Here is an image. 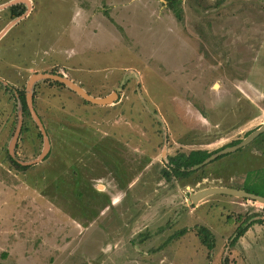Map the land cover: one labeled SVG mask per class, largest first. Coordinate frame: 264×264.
Masks as SVG:
<instances>
[{"label":"rangeland","instance_id":"obj_1","mask_svg":"<svg viewBox=\"0 0 264 264\" xmlns=\"http://www.w3.org/2000/svg\"><path fill=\"white\" fill-rule=\"evenodd\" d=\"M30 1L0 40V264H264V225L254 223L264 222L263 204L191 199L243 190L255 171L254 189L264 191V132L220 154L264 126V0ZM6 10L0 32L12 20ZM35 74L118 96L96 106L37 82L33 108L50 133L41 161L32 116L9 151L19 94ZM193 150H220L219 159L162 179L170 156ZM8 155L39 162L16 171Z\"/></svg>","mask_w":264,"mask_h":264},{"label":"water","instance_id":"obj_2","mask_svg":"<svg viewBox=\"0 0 264 264\" xmlns=\"http://www.w3.org/2000/svg\"><path fill=\"white\" fill-rule=\"evenodd\" d=\"M24 5L26 10L25 12L17 17L12 19L7 25L6 27L0 32V40L7 34V32L16 24L18 23V21H20L22 18H24L29 12L30 9L32 7L31 1L30 0H10L8 2L2 3L0 4V11H3L5 9H8L12 6L15 5ZM41 80H52L55 82H59L63 85H65L66 87L70 88L72 91H74L77 95H79L83 100H85L86 102H89L93 105L96 106H107V105H111L115 102L116 99H118V96L116 93H112L106 97L103 98H96L91 96L90 94H88L82 87H80L79 85H77L76 83H74L73 81L67 79L64 76H60V75H53V74H35L32 75L27 83V91L25 92V96H26V102H27V106L28 109L30 111V114L33 118V120L35 121V123L37 124L38 128L41 131V134L43 136V140H44V149L40 155V160H43L50 149V141L48 138V135L46 133V130L43 128L44 125L41 122L39 116L37 115L36 111L33 108V93L32 90L34 88V85L41 81ZM22 120H23V105L21 102H19V107H18V124L16 127V131L15 134L10 142V146H9V151L11 154H13V149L15 148V145L17 143V140L19 138L21 129H22ZM264 132V126H261L260 128H258V130H256L255 132H253L252 134H250L247 138H245L238 146H236L235 148H241L246 146L249 142H251L253 139H255L256 137H258L260 134H262ZM229 151L228 148H226L222 153L220 154H225ZM217 154V155H220ZM217 155H213L211 156L209 159H207L203 164L196 166L195 168L202 166L206 163H208L209 161L215 159L217 157ZM13 156V155H12ZM39 161H34L31 163H22L21 164L23 166H30V165H34L37 164ZM216 194H225V195H232V196H236V197H240V198H244L250 201H254V202H259L261 204L264 205V196H259L256 194H252L249 193L245 190H240V189H234V188H226V187H219V188H210V189H205L202 191L197 192L196 194H193L191 196V199L193 201V203H196L198 201H200L201 199L210 196V195H216Z\"/></svg>","mask_w":264,"mask_h":264},{"label":"trees","instance_id":"obj_3","mask_svg":"<svg viewBox=\"0 0 264 264\" xmlns=\"http://www.w3.org/2000/svg\"><path fill=\"white\" fill-rule=\"evenodd\" d=\"M179 0H169L170 3V7L172 6V4L178 2ZM1 4V1H0ZM26 8L24 5L20 4V5H15L12 6L10 8H8L6 11L10 17V19H14L17 18L19 16H21L24 12H25ZM52 84L55 85H59V86H64L63 84L59 83V82H52ZM19 100L22 102L23 105V115L25 117V120H30L33 121L31 118V114L30 111L28 109L27 106V102H26V96H25V92L22 91L19 94ZM33 105L35 106V99H33ZM40 117V116H39ZM41 119V117H40ZM25 123V121H24ZM27 127L22 128V132L23 131H27ZM257 129H255L254 131L247 133L245 137H248L250 134H252L253 132H255ZM46 133L49 136L50 133H48L47 129H46ZM261 135V134H260ZM259 135V136H260ZM39 137L42 139V135L39 132ZM260 137H264V134H262ZM259 138V137H258ZM257 138V139H258ZM243 140H237L235 142H231L230 144L226 145L224 148H229V147H234L238 144H240ZM223 148V149H224ZM218 152H220V150H216V151H206V150H193L188 154L185 153H179L176 154L174 156H170L169 157V161L168 164L165 165L162 170H161V177L162 179H164L166 182H170L173 179H180V178H187L190 177L191 175H193L195 172H197V170H192L193 168H195L198 165L203 164L207 159H209L211 156L217 154ZM49 156V155H48ZM47 156V158H48ZM222 157V156H220ZM9 162H10V167L13 169L15 168L16 171H27V169L29 167L27 166H23L20 165L18 162H16L13 158H11L9 155L7 156ZM219 159V157H217ZM216 158V159H217ZM256 172V171H255ZM253 172L254 174L248 176V179L245 181L244 183V188L243 190L252 193V194H256L259 196H264V191L259 192L256 191L254 189L255 187V181L252 180V178L256 177L257 174ZM260 174L264 176V169L259 170ZM254 223H258V224H263L264 222L262 220H258ZM252 223V224H254ZM243 224V223H242ZM248 226H239V228L236 230V237L233 240V243H235L238 239H240L241 237H243L245 235V231L247 229H249V227H251V225ZM200 239H201V243L202 245L206 246L208 249H213L214 248V236L212 233H210L207 228L202 227L200 229L196 230ZM182 235H185L184 230L180 231L179 234L176 235V237H181Z\"/></svg>","mask_w":264,"mask_h":264}]
</instances>
